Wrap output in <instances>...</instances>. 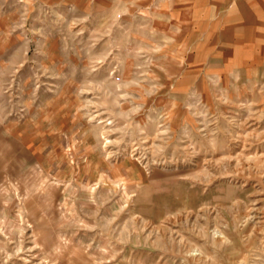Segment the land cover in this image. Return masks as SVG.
<instances>
[{"label": "rangeland", "instance_id": "1", "mask_svg": "<svg viewBox=\"0 0 264 264\" xmlns=\"http://www.w3.org/2000/svg\"><path fill=\"white\" fill-rule=\"evenodd\" d=\"M0 264H264V0H0Z\"/></svg>", "mask_w": 264, "mask_h": 264}]
</instances>
